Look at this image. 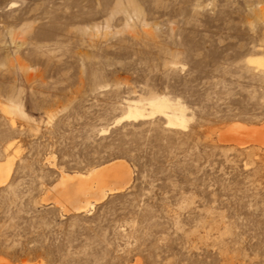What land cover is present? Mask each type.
Masks as SVG:
<instances>
[{"label": "rangeland", "instance_id": "374dc122", "mask_svg": "<svg viewBox=\"0 0 264 264\" xmlns=\"http://www.w3.org/2000/svg\"><path fill=\"white\" fill-rule=\"evenodd\" d=\"M248 57L264 58V0H0V161L15 155L0 256L264 264V147L218 140L264 122V68ZM156 96L184 105L185 130L113 125ZM114 160L130 183L88 212L41 201L61 171Z\"/></svg>", "mask_w": 264, "mask_h": 264}, {"label": "bare ground", "instance_id": "6f19581e", "mask_svg": "<svg viewBox=\"0 0 264 264\" xmlns=\"http://www.w3.org/2000/svg\"><path fill=\"white\" fill-rule=\"evenodd\" d=\"M245 61L257 69L264 68L263 57H248ZM156 116L162 117L165 126L173 129L185 130L190 121L185 114L184 105L180 102H172L163 96H156L146 100L131 101L124 114L113 125L122 121L145 120ZM108 131L109 127L102 129L100 134H107ZM218 137L221 143L238 148L256 146L259 149L264 147V122L260 125L232 122L224 126ZM14 160L15 155H12L0 161V187L7 184ZM130 180L131 169L124 160L111 161L91 168L84 174H68L61 171L57 181L46 189V195L41 201H51L54 206L58 205L64 214L65 212L66 214L85 213L108 195L125 190ZM0 264H9V261L0 256Z\"/></svg>", "mask_w": 264, "mask_h": 264}]
</instances>
